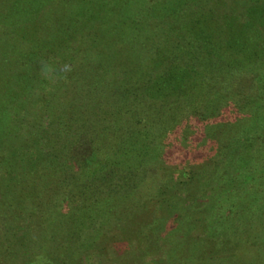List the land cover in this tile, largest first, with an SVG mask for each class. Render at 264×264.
I'll list each match as a JSON object with an SVG mask.
<instances>
[{
  "label": "trees",
  "instance_id": "obj_1",
  "mask_svg": "<svg viewBox=\"0 0 264 264\" xmlns=\"http://www.w3.org/2000/svg\"><path fill=\"white\" fill-rule=\"evenodd\" d=\"M211 1H216L221 5H228L226 8L223 7L224 14H228L222 17L223 20L219 22L220 24L215 20L216 27L213 23L214 17H211L214 15V11L211 8H205L209 6ZM193 6H195V10L191 11ZM126 23L129 25V31H132L129 34L130 37L125 38L124 41L121 39L122 33L119 27ZM147 25L148 27L145 28ZM144 28L145 30L147 29L142 32V34L146 33L144 41L149 42L151 38H154L157 41V45L154 48L150 49L146 45L142 46L141 44L142 47L139 48L140 45L138 44L141 40L137 43L136 39L142 35L140 30ZM188 29H198L199 33L195 30L197 37L195 38V34H192ZM187 32H189V35ZM186 34L188 35L187 38L185 37ZM85 35L89 36L92 47L96 42L106 40L111 44L116 40V49H114L110 57L104 56V60L106 59L105 62L108 63H114V66L110 65L114 70H116L115 68H122L121 72L119 70L116 71L117 75L113 74L108 78L109 81L112 79L113 83L115 81L121 89L123 88L124 78L125 80H130L136 77L135 74L131 73L132 68L129 64L132 65L138 60L142 61V63L144 62L145 67L147 57L151 56L150 59L155 60L162 58L157 65L158 71L155 70L154 73L160 74L163 80L157 83L156 88L153 85L154 79L150 80V78H146L143 75L139 76V78L142 77L140 78L142 93L138 95L132 91L129 93L128 97L132 96L133 98L146 96L151 103H148L149 100L142 101L141 97L138 98L141 101H138L136 107L139 104L141 106L136 111H133V114L135 113L138 116H141V114L145 115L138 119L136 118L137 124L131 126L132 129L128 132L127 128L123 132H119L118 127L115 129L120 139L118 140V145L113 146L110 149L111 151L109 150L104 155L105 163L107 162L106 164L110 166H122L121 173L127 175V178L133 179V175H136V178L142 181L147 177L145 174L146 169L143 168L144 157L149 158L152 161V165L155 164L154 162L158 156L163 157H161L162 160L164 159L163 163L181 162L169 172V178L163 186L166 189L168 188V190L186 187L187 197L184 199L187 200L181 201L183 206L180 205L179 200L171 202L169 211L172 213L171 216L175 223L173 227L163 233V242H169L168 239L172 235L176 236L173 239L174 242L169 243V250H172L175 246L180 247L188 238L192 243L207 237L213 240V244L215 243L214 240L220 242L218 235L219 231H222L220 229L222 226L219 223L222 218L226 217L223 215H220L218 219L210 217L213 214V210L210 211L211 203H217L218 205L221 203V209H223V207H227L226 202L229 201L226 198L220 201L217 196L219 192L216 193V199L209 203L208 201L203 202L199 198L196 199L195 193H200L198 196L203 197L202 186L192 189V193L187 194V188L191 187L196 178L191 164L194 161L201 162L205 159L206 163L214 167L213 170H218L220 180L222 178L225 179L226 177L224 176H228L227 178L231 181L236 179L239 185L238 188L244 185L251 186L252 182H264V168L258 167L259 161H264V154L259 153L264 150V137L255 135L254 140H252L253 143L249 144V146L256 145V139L261 138V143H257L259 147L255 149L254 167L250 171H246V175L242 176L240 172L236 174L237 170H233V176L231 172L219 166L220 164L225 166L228 163L229 165L235 164L234 160H237V157L243 160L245 155L241 153L245 145L238 137L233 135H229L228 139L219 146L216 145V137L208 136V132L212 128L208 127L209 125L206 123H229L232 130L231 134L236 132L237 124L243 122L248 131L253 128L264 130V110L262 113L258 112L260 107L264 108V72L260 75L254 73L255 71L252 73L250 81L253 86L250 85V89L252 88L254 93H250V98L252 99L247 100L245 98L242 104L253 113L246 114L242 111L239 112L242 104L238 107L235 106V102L238 101L239 95L243 92V87L234 84L232 81L228 84L225 81L227 73H224L225 77L223 80L218 78V75L215 79H211L214 78L211 75L209 78L200 79V83L195 81L199 85H202L204 81V84L207 83L210 87L209 81H212V85L215 86L213 88L215 98L216 100L219 99L224 106H222L218 116L221 118L210 120L207 118L210 103H208V106L205 105L206 107L202 113L196 111L194 101L183 105L189 107L194 117L198 116L201 118L196 119L198 122L195 125L196 134L200 133L201 136H195L191 139V147L179 142L172 143L170 147H167L166 142L162 144L157 141L160 137L159 134L162 135V133H154L153 131L155 130L153 128L155 126L153 128L148 126L145 123L147 120L145 116H151L153 112L157 115L156 100L170 94L174 95L172 93V85L174 86L175 84L176 87L185 86L182 85L183 82H185L184 84L187 82L190 84L196 79V77H191L192 75L190 74L191 68L196 65L195 62H185L180 66L177 63L171 64L173 61L170 63L171 60L178 57H171L169 52L179 48L182 44L181 39L184 37L189 42L184 44L188 46L198 41V44L196 43L194 47L202 51L204 66L210 67L212 71H216L218 63L225 67V72L231 68L238 70L245 65L244 62H247L246 60L251 59V54L253 56L258 55L264 59V0H0V264L15 263L18 257L12 255V252L16 251L15 249H18L19 253L17 255L19 256L27 253L30 248L28 245L29 234H31L28 230L32 227V224H29L30 221L33 223L37 221L34 227L36 226L39 231L41 229L42 231L47 229L55 230V226L59 225L56 221L61 218L70 219L71 224L76 226L77 218L82 220L86 218L93 222L102 218L105 219L104 214L107 211V207L116 204L114 200L113 202L111 201L112 198L110 197L112 192H115L112 190L114 188L108 187V190H103L97 184L99 180L104 184L106 183L108 180L107 173L101 175V172L99 173L95 170L96 166L92 165L96 160H89L92 155L97 156V152H90L92 151L89 147L91 145L83 147V143L88 144L81 139L84 128L76 131L79 138L76 135H74L75 139L69 137L70 134L68 132L72 124L67 121L61 122L59 117L61 115L59 114L54 116V111L59 110L60 103H51L43 89L41 92L38 91L41 83L42 85L48 83L47 75L63 73V64L68 62V57L63 58L60 55L68 56V45L70 46L72 43L78 46L84 40L83 38L86 37ZM141 37L138 38L140 39ZM143 47L148 49H145V52L142 53L147 54V56L140 58V49H143ZM81 49L80 52L82 53L80 54L84 58L85 47ZM230 50L237 52L241 60L237 59V57H231V54L236 53ZM99 53L101 54L102 51ZM162 55L163 57H160ZM98 60L101 61L102 59L100 60L98 57ZM127 60H131V62L128 63ZM167 68H171L174 71V76L166 78V74L163 71ZM95 73L97 75V70H92L90 77H93ZM166 79H168V82ZM97 80H95L96 85L100 82ZM163 83L166 84L164 85ZM195 84H190V86L195 87ZM215 84L219 88H221V85L222 87L227 85L226 91L218 89ZM170 87L172 88L170 89ZM210 87L206 90H209ZM121 89L112 91L111 95L120 97L124 90ZM23 91H28V95L36 94L34 96L37 97V99L30 97L31 100L26 106L27 109L29 108L27 115L36 112L37 102H40V104L37 103V105H41L40 109L44 108V117L49 114V118L42 120L39 124L30 123L29 125L26 123L25 127L28 135L26 140L19 139L16 134H10L14 125L8 122L12 113L17 116L18 112L24 108L23 104L19 102V94ZM124 93L127 94L126 90H124ZM151 98H154V100H151ZM212 99L214 98L209 100ZM41 102H44V104H41ZM81 127L84 126L82 125ZM217 128L219 129L218 126ZM217 133L218 130L216 132L214 130L212 134ZM61 135H65V141H68V139L71 141L70 143L69 141L64 142V144L72 146L68 157L70 160L66 162L64 159H60L56 152V143ZM162 136L164 137V135ZM14 139L16 142H14ZM201 141H208L206 143L207 146L212 144L216 148L214 152L197 150L198 147L196 145ZM218 143L220 142L218 141ZM42 149L44 152H41ZM191 150L193 151L192 153L190 152ZM155 151L158 153H155ZM217 151L221 156L220 159L216 156ZM183 152L186 153L183 154ZM173 155L175 156L173 157ZM55 157L59 161L55 164L56 166L53 165L54 160H50V158ZM186 159L189 160L188 163H185ZM76 166L85 168L82 171L86 172L88 177V180L84 182L85 184H81L80 187L74 182V179H77L73 172ZM137 167L141 170L137 171L139 169ZM247 168L249 167L247 166ZM68 170L73 171L69 173ZM210 172L212 173V170ZM54 176L56 177V185L51 183V177ZM146 180H149V178H146ZM95 182H97L96 185L94 184ZM131 183L133 184L132 181ZM175 183H177V187H175ZM91 184H94L95 190L91 189ZM130 188L128 189V196L135 193L136 187L131 186ZM252 190V192L247 190L252 199L251 203H248L246 207H241L244 211L254 206L256 202L254 199L257 197L256 194L259 190L255 188ZM237 193L234 192L233 195H237ZM139 194H141V190L136 193L138 197ZM210 196H213V194ZM174 197L178 198L179 196L176 194ZM261 198L264 203V196L260 195ZM158 200L157 205L160 202ZM228 204V207L233 208L231 211L233 215H236L235 213L241 209L239 208L241 205L239 201H230ZM136 205L141 206L139 203H136ZM129 207L126 206L125 208ZM234 209H237L235 213L233 212ZM176 210L180 211L177 212ZM227 211L229 209L222 212H220V209H216L215 213L224 214L226 212L228 214ZM34 214L43 216L45 221L43 222L42 218L40 221L35 219ZM152 216V222L147 225L148 234H144L141 240L139 239L136 240L137 243L135 242L136 245H140L137 246L139 250L145 244V248L143 247L141 253H145L147 248L155 247L156 245L152 237L154 236V229L158 226L155 224V214ZM138 226L143 227L144 224L139 223ZM187 228L188 230L185 233ZM34 243L39 245L36 239ZM40 247L46 246L41 245ZM40 247H38L39 250ZM30 255L32 256L31 253ZM150 260V263L153 264L152 259ZM99 261L102 262V259L100 258Z\"/></svg>",
  "mask_w": 264,
  "mask_h": 264
},
{
  "label": "rangeland",
  "instance_id": "obj_2",
  "mask_svg": "<svg viewBox=\"0 0 264 264\" xmlns=\"http://www.w3.org/2000/svg\"><path fill=\"white\" fill-rule=\"evenodd\" d=\"M227 6V4L221 5L216 1H211L209 6H206L205 8H211L214 11V15H212V13L211 17H214V21L216 20L219 23L223 20L222 17L228 14H224L223 12V7L226 8ZM192 10H195V6L192 7L191 11ZM214 21L213 23L216 27L217 24L216 21ZM128 27L129 25L127 23L119 27L122 33V40L130 37L129 34L132 30L129 31L130 29ZM147 27L148 25L145 28ZM145 28L143 30H140L141 34L142 32H145L147 30H145ZM195 30L197 33H199L198 29L189 31L192 34H195ZM187 33L189 35V32ZM188 35L186 34L185 37L187 38ZM138 37L141 38L139 39ZM138 37L136 39L137 43L141 40L138 45H146L150 49L154 48L157 45V41L154 40V38H151L149 42L144 41L146 33ZM185 37L181 39L182 44L180 45V47L177 49H173L172 52H169V55H171V57L173 58L178 57L171 60L170 63L173 61L171 64L177 63L180 66L185 62L196 63V65L191 68V72L189 71L192 75L191 77H196V79L193 80L194 82L190 84H195V81L200 83V79L209 78V76L211 75H213L214 77L211 79H215L218 75V78H221L223 80V78L225 77L224 73H227L225 81H227L228 84H230L232 81L234 82V84L243 87V92L241 93V95H239V99L235 102V106L238 107L239 105H241L245 98L247 100L252 99L250 98V93L254 92L252 88L250 89V85L253 86L250 79L254 71V73H257V75H260L262 72H264V59L260 58L258 55L253 56V54H251V59L246 60L247 62H244L245 65L238 70H233L231 68L230 70H227L225 72V67H222L218 63V65L216 66V71H212L210 67L204 66V61H202V51H199L198 49H196V47H194L196 46V43L198 41L193 42L191 46H188L184 44L185 42H188ZM194 37L196 38L197 35L195 34ZM83 39V41L81 40L82 43L78 44V46L73 45L72 43L70 44V46L68 45V56L60 55V57L63 58L68 57V62L66 64H63V73H51L49 74L50 76L47 75L48 83H46L45 85H42L41 83V85H39L38 91L41 92L43 89L47 93V97L50 99L51 103H60V108L59 110L54 111V116H58L59 114L61 115L59 116L61 122L67 121L69 124H72L70 127V131L68 132V134H70L69 137L75 139L74 135H76V137L79 138L76 131H78V129L84 128V133L81 139L83 141H86L88 144L83 143V147H85L86 145H91L89 146L92 149V151L90 152H97V156L95 155V157L94 155H92L89 160H96L95 163L93 161L94 164H92L96 166L95 170L99 173L101 172V175L103 173H107L106 175L108 178L105 184L100 180L98 183L95 182L94 184H99L103 190H108V187H113L114 189L112 190L115 192L113 193L111 191L112 194L110 197L112 198L111 201L113 202L114 200L116 204L107 207V211L104 214L105 219L102 218L99 219V221L93 222L89 221L86 218L84 220H82L81 218H77V224L76 226H73L70 219L61 218L60 220L56 221V223H59V225L57 227L55 226V230L47 229L48 231H42L41 229V231H39L36 226L34 227L37 221L33 223L30 221V219H28L30 221L29 224H32V227H30V229L28 230V232L31 233L29 234L28 242L30 248L27 253L22 256L17 255L19 252L18 249H15L16 251L12 252V255L18 257L16 259V262L11 264H152L150 263V259H152V261L154 262L153 264H264V203L262 202L263 199H260V195L264 196V182H250L252 184L251 186L244 185L238 188L239 185L236 182V179L231 181L227 178L228 176H224L226 178H222L220 180V177L218 176V170H213L214 167L211 166V164L209 165L208 163H206L205 159L201 162L194 161L191 164L196 178L193 181V184H191V187L187 188V194L192 193V189L202 186L201 192H203V197H201L200 195L198 196V194L200 193H195L194 195L196 199L199 198L203 202L208 201L209 203L212 202L213 199H216V193L219 192L217 196L220 201H222V199L224 198H226V200L229 202L239 201V203H241L239 208H241L246 207L248 203H251L252 197H250V194L247 190H250L252 192V189L255 188L256 190L260 191H257V197L254 199L256 202L254 206L249 207L248 209H246V211L241 208L240 211L238 210V212H236L237 209H234L233 212H236V215H233V213H231L233 208L231 209V207H228L229 202H226L227 207H223L224 210L221 209V203L219 205L217 203H211L212 207L210 211L213 210V214L210 217H212L213 219L220 218V215L226 217L222 218L221 222L219 223L222 226V228H220L222 231H219L218 235L220 242L214 240L215 243L213 244V240L207 237L206 239H202L197 242L195 241V243H192V241H189L188 238L184 244L180 245V247L175 246V248H173L172 250L168 249L169 243L171 244V242H174L173 239L176 238V236L172 235L169 239L167 238L169 242H163V233L165 232V230L173 227L175 223L172 219L173 217L171 216L172 213L169 211V207L171 206L170 204L173 200H179L180 205L183 206L181 201L187 200L184 199L185 197H187V191L186 187L179 189L172 188L168 190V188H164L163 185H165V182L169 178V172H171V170L175 168L176 165H178L179 163L181 164V162H172L169 164L168 162L163 163L164 159H161L162 156H158L156 157L157 160H155L154 162L155 164L152 165V161L149 158L144 157L145 162L143 164V168L146 169V178H149V180H146V178H144L145 181L143 182L144 179L141 181V179L139 180L136 178V175H133V179L127 178V175H123L121 173L122 166H110L106 164L107 162L105 163L104 161V155L113 146L118 145L117 143L119 142L118 140L120 139V136L116 133L115 129H117L118 127V131L123 132L127 128L128 132L130 129H132L131 126L137 124L136 120L139 117L145 115L141 114V116H138L135 113L133 114V111H136V109L141 106V104H139L136 107L140 99L142 101H146L149 100V98L146 96L143 98L141 96L133 98L132 96L128 97V95L131 91L136 95L142 93V82L140 79L142 77L139 78V76L144 75V77L150 78V80L154 79L153 85H155L156 88L157 83L163 80L160 74L154 73L155 70H157V65L161 62L160 60H162V58H158L155 60L150 59L151 56L149 58L147 57V60L145 61V67L144 62L142 63V61L138 60L137 62L132 63V65L129 64V66H131L132 68L131 73L135 74L136 77L131 78L130 80H125L124 78L122 84L123 88L121 89L115 81L113 83L112 79H110L111 81H109L108 78L113 74L117 75L116 71L119 70L121 72L122 68H115L116 70H114L112 67L114 66V63H108L105 62L106 59L104 60V56L110 57L114 49H116V40L111 44L106 40H103V42H96L92 47L90 45L89 36H86ZM141 45L139 46V48L142 47ZM81 48L84 49V58H82L80 54L82 53L80 52L82 50ZM231 48L233 47L231 46ZM145 49L147 48L143 47V49H140V58H145L147 56V54H142L145 52ZM100 51H102L101 54L99 53ZM233 53L236 54H231V57L233 56L234 58L237 57V59H239L238 53L234 51ZM218 55L220 54L218 53ZM98 57L100 58V60H102L99 61ZM160 57H163V55ZM130 62L131 60L128 61V63ZM171 68H167L163 71L166 74V78L174 76V71L172 70L173 68ZM193 68L194 70H192ZM92 70H97V75L95 73L93 77H90V75H92ZM96 79H98L97 81H100L97 85L95 84ZM167 80L168 79H166V81ZM211 82L212 81H209L212 89L209 84H204V81L202 85L196 83L195 87L190 86L188 82L186 84H184L185 82H183L182 85L185 86L180 87H176V85L174 84V86L172 85V93H174V95L170 94L169 96L161 97L162 99L156 100V105L158 108L157 115H155L152 110L153 114H151V116H145L147 117L145 123L152 128L155 126L153 128V130H155L153 131L154 133H162V135H164L163 137L161 134H159L160 137L158 138L159 140L157 139V141L161 142L162 144L166 142L167 147H170L172 143L178 142L183 143V145L185 146L188 145V147H191V139L195 136H201L200 133L196 134L195 132V125L198 122L196 119L201 118L196 115V117H194V115L191 114L192 112L189 110V107L183 106L185 104L187 105L188 103L190 104L192 101H194V104L196 105V111L199 113H202L204 111L203 109L209 105L208 103H210V105L208 106V109H210L209 114L206 112L207 118H209L210 120L219 118L218 116L224 104L220 102L219 99L216 100L213 93V88L215 86L212 85ZM163 84L165 85L166 83ZM216 86L218 87V89H222L224 92L227 89V85H224V87H222L221 85V88H219L218 85ZM172 87H170V89ZM209 87L211 90H206ZM108 88L109 90L107 91ZM120 89L126 90L127 94L124 93L123 90V94L120 97L117 95H111L112 91ZM26 93L28 95V91H23L19 94V102L23 104L22 106H24V108L18 112L17 116L12 113V116L9 117L8 120L11 125H14V128L10 134H16V136L22 140H26L28 136L25 127L26 123H28L29 125L30 123L39 124L42 120H47L49 118V114L44 117V108L42 107L40 109L41 105H37V103L40 104V102L36 103V107L38 106L35 110L36 112L27 115V110L29 108L27 109L26 106L29 104L32 97L34 99H37V97L34 96L36 94H32L33 96H27ZM139 97L141 98L138 99ZM211 98L214 99L209 100ZM151 100H154V98H151ZM148 103H151L150 100ZM41 104H44V102H41ZM258 110L259 113H262L264 108L260 107V109ZM241 111L244 112V114L253 113L252 111H249L248 108H245L244 104H242V108L239 110V112ZM206 123L209 125L208 127L212 128L211 130H209L210 132H208V136L216 137V145L219 146L221 143L225 142L226 139H228L229 135L236 136L243 142L245 147L244 149H242L243 151L241 154L245 155V158L242 157L244 158V161L237 157V160H234L235 164L229 165L228 163L226 166L220 164L219 167L222 169H226L228 172H231V175L233 176V172L235 170H237L236 174L240 172L241 176L246 175V173L254 167L256 155L255 149L259 147V144L257 143H261V138L256 139V145L253 144L254 146H249V144L252 142V140H254L253 138L255 137V135H262L264 137V130L253 128L252 130L249 129L248 131L243 122L237 124L236 132L231 134L232 130L229 123ZM82 125L84 127H81ZM217 126L219 127V129L217 128ZM214 130L215 132L218 130V133L212 134L214 133ZM64 136L65 135H61L60 137H58L59 141H57L56 143V152L59 155L60 159H64V161L66 162L70 160L68 159V157L72 146H70L69 144H64V142H68L70 140L68 139V141H65ZM218 141L220 143H218ZM14 142H16V140ZM70 142L71 141H69V143ZM207 142H199V146L196 145L198 147L197 150H201L202 152H214L216 148L212 146V144L207 146ZM42 148L44 149V147ZM43 149L41 150V152H44ZM190 152L192 153L193 151L191 150ZM155 153L158 152L155 151ZM185 153L183 152V154ZM259 153L264 154V150ZM216 154V156H218L220 159L221 156L219 155L218 151ZM174 156L175 155H173V157ZM50 160H54V166H56L55 164L59 162L56 157L50 158ZM188 161L189 160L186 159L185 163H188ZM74 163L76 162L74 161ZM247 166L249 168H247ZM80 167L82 166H76L74 168V171L68 170L69 173H72L73 171L77 176L78 180L75 178L74 182L78 187H80L81 184H85L84 182L88 180L87 173L82 171L85 168ZM258 167L264 168L263 160L259 161ZM139 170L141 169L139 168L137 171ZM211 170L212 173L210 172ZM55 178V176L51 177V183H54L56 185L57 183ZM131 181L133 182V184L131 183ZM94 184H91L92 190H95ZM176 184L177 183H175V185ZM131 186L136 187L135 193L128 196V189ZM175 187H177V185ZM137 189L139 191L141 190V194L143 195L139 194L138 197L136 195V193L138 192ZM238 191L239 193H237ZM234 192H236L237 195H233ZM175 193L177 194V196H179L178 198H173V196L176 195ZM212 194L213 196H210ZM91 197L94 198V196L92 195ZM157 199H159L158 201H160L158 205ZM136 203H139L141 206H143V208H141V206L139 205H136ZM135 205L137 206V208ZM126 206L130 207L126 209ZM216 209H220V212L227 209H229V211H227L228 214L226 212H224V214H221L220 212L219 214H217L215 213ZM176 211L178 212L180 210ZM153 214H155V224L158 226L154 229V236L152 237V239L154 238V242H156V245L155 247L147 248L145 253H141L145 244H143L142 249L139 250V247L137 246L140 245H136V240H141V237L144 234H148L149 231L147 225L152 222L151 217H153ZM34 218L39 221L42 218L43 222L45 221L43 216L40 215L34 214ZM139 223L144 224L145 227L138 226ZM187 230L188 228L186 229L185 233L187 232ZM35 239L39 242V245H36V242L34 243ZM41 245L46 247L41 248ZM38 247H40V250ZM30 253L32 254V256L30 255ZM100 258L102 259V262L99 261Z\"/></svg>",
  "mask_w": 264,
  "mask_h": 264
}]
</instances>
